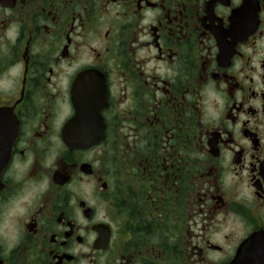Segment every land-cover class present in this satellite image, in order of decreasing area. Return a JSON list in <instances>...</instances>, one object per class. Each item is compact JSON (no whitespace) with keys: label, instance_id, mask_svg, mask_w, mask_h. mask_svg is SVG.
I'll use <instances>...</instances> for the list:
<instances>
[{"label":"flooded vegetation","instance_id":"flooded-vegetation-1","mask_svg":"<svg viewBox=\"0 0 264 264\" xmlns=\"http://www.w3.org/2000/svg\"><path fill=\"white\" fill-rule=\"evenodd\" d=\"M0 264H264V0H0Z\"/></svg>","mask_w":264,"mask_h":264},{"label":"water","instance_id":"water-1","mask_svg":"<svg viewBox=\"0 0 264 264\" xmlns=\"http://www.w3.org/2000/svg\"><path fill=\"white\" fill-rule=\"evenodd\" d=\"M2 112H0V125ZM13 136L7 127H0V177L5 168L6 161L9 157Z\"/></svg>","mask_w":264,"mask_h":264}]
</instances>
